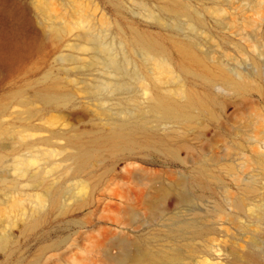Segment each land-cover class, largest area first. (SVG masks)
Returning <instances> with one entry per match:
<instances>
[{
	"label": "bare ground",
	"instance_id": "bare-ground-1",
	"mask_svg": "<svg viewBox=\"0 0 264 264\" xmlns=\"http://www.w3.org/2000/svg\"><path fill=\"white\" fill-rule=\"evenodd\" d=\"M11 1L0 0V73L32 54L34 56L35 52L38 59L34 64L39 66L48 57L49 44L52 47L67 45L71 48L66 53L62 49L60 59L66 63L65 66L59 64L71 73H62L60 66L58 70L52 66L54 68H47L40 76H29L23 84H17L0 94V181L7 188L15 189L20 184L31 187L29 191L19 187L21 195L16 197L12 195L14 189L10 193V189L0 187L7 194L0 195V219L4 216L9 224L28 230L47 220L50 213L64 214L70 206H75L98 213L102 220L94 223L95 227L87 229L92 242L87 253L71 252L64 259L55 252L44 257L37 255L27 264H189V254L197 250L190 238H197L204 232L202 226L198 225L200 218L196 213L204 214L205 211L201 213L199 200L191 195L188 177L182 174L183 171V176L175 181L176 176L164 177L138 166L136 162L133 166L126 160L132 156V152L147 148L165 149L167 153L180 158L182 156L178 150L181 147L198 150V157H193L196 167L194 181L200 187H207L210 170L206 158L219 163L222 157L215 150L212 154L209 149L206 150L208 145H215L216 135L223 134L219 120L223 118L222 108L227 109V100L221 93H227L230 97L231 94H240L244 98L248 86L254 85L264 96V87H260L258 82L252 84L251 76H245L238 67H229L222 59H215L221 54L212 52L214 54L211 55L210 50L203 47L198 38L205 32L204 6L199 7L193 0H114L117 15L102 9L101 21L95 20L97 15L94 16L92 11V14L84 11L81 2L77 3V11L80 12L78 20L68 21L54 11L51 0H34L35 8L42 14L45 35L27 27V10L21 7L15 6L13 15L16 20L12 17L14 20L8 22L4 12ZM12 3L14 5L15 1ZM129 17H132L131 20ZM136 18L154 22L161 27L159 30L166 31L165 36L160 31L142 27ZM199 43L202 46L199 47ZM225 54L231 56L230 52ZM66 64L70 68L67 69ZM78 69H82V72ZM70 82L75 85L67 88ZM80 92L85 94L80 97L85 107L91 108V99L99 100L93 102L95 108L91 114L95 125L80 126L73 122L80 113L72 110L75 106L69 104L76 100ZM243 98L247 100V97ZM13 102L23 108L17 111L18 118L15 117L19 121L52 109L61 111L60 115L70 123L64 122L69 125L66 132H61L64 141L57 144L52 139L53 135L41 138L47 146H40L34 139L26 141L23 135L25 124L21 122L17 127L14 120L6 117ZM107 102L110 105L99 104ZM237 102H234L235 105H238ZM246 117L247 129L242 131L246 139L264 141V124L261 126L259 123L261 111L252 109ZM206 118L217 121L218 125L213 131L206 128ZM187 134L195 140L196 147L187 141L189 136L184 138ZM6 139L11 141L4 142ZM225 146L227 154H234V150L240 154L239 167L254 168L255 171L259 169L264 174V156L260 158L248 153L234 143ZM255 151L257 154L258 150ZM105 158H112L113 163L96 175L94 167ZM122 160L125 161L120 164ZM236 165L230 162L224 166L233 172ZM172 171L175 172V169ZM233 173L242 177L239 171ZM258 179H247L248 182L246 180L243 186L240 185L241 190L237 195L227 191V200L236 209L235 213L232 211L234 218H237V211L249 200L251 202L257 193ZM27 198L33 202L31 207L24 203ZM183 200L194 203V208L200 210L191 213V217L189 214L190 218L185 220V217L183 222L179 220L182 215L178 217L180 212L175 215L178 221L176 224L173 222L174 225L171 223L175 227H167L168 230L161 236L162 239H170L169 243L157 240L158 243H153L148 238L153 237L155 242L154 237L158 235L151 233L136 237L134 243L137 249L128 251L124 242L129 240L110 232L111 226L105 223L113 220L124 224L139 214L154 217L160 210L171 211L174 205L180 201L183 203ZM262 200L256 204L259 221L264 218V193ZM141 205L144 210L140 209ZM179 209L176 207V210ZM12 214L15 218H12ZM94 230L100 234H95ZM171 233L188 241L180 245L181 239H176ZM13 235V229L8 230L7 227L0 231V249L11 246ZM113 247L117 248L116 252L112 251Z\"/></svg>",
	"mask_w": 264,
	"mask_h": 264
},
{
	"label": "rangeland",
	"instance_id": "rangeland-1",
	"mask_svg": "<svg viewBox=\"0 0 264 264\" xmlns=\"http://www.w3.org/2000/svg\"><path fill=\"white\" fill-rule=\"evenodd\" d=\"M12 1L9 2L10 5H8L9 7L7 6V9L4 12V14H6L4 15L5 19L8 20V22L14 20L15 16L13 15V13L15 8L17 6L21 7L24 11L27 10L25 11L28 16V22H26V25H28L27 27L33 31H38V33L41 35H45L46 30L44 25L42 24V14L40 15L38 10L35 8L33 2L34 0H14L16 5H13ZM193 1H195V3L197 2L196 4H199V7L204 6V16L206 19V25L204 27L205 32H203L204 34L199 35L198 38L199 41H201L203 47L206 50L208 49V51L210 50L209 52L211 53V55L215 53V55L221 54V56H223L224 54V60L221 56L219 57L214 55L215 57H217L215 59H222L221 61H224V63L226 64L228 63L227 65L233 69L238 67L239 70L243 71L244 74H246L245 76L249 75V77H252V82L254 81L252 84L258 82L260 84V87H264V0ZM78 2H81L83 4L84 11L87 10L88 13L92 11L94 13V16L97 15L95 16L96 18L94 17L97 21H101L102 9L107 10L112 15H117V6L114 4V0H51L52 8L54 9V11L57 12V14L62 15V17L64 19H67L68 21L78 20V18L80 17V12L77 11ZM11 8H13V10ZM12 17L14 19H12ZM131 18L132 17H129L130 20ZM124 19L127 20L126 18ZM136 21L139 22V24L144 28L148 27L149 30H153L154 32L160 31L162 34H166V31L164 29L159 30V28L161 27H159L154 22L142 18H136ZM148 28L146 29L148 30ZM165 34L163 36H165ZM203 37H205L206 40ZM201 43H199V47ZM50 45L51 44L48 45L49 54L47 59L44 62L40 63L39 66L37 64H34L35 60L38 59L37 53L35 52L34 56L32 54L28 56L30 58L26 57L22 59V61L20 60L17 65L9 68L8 71L0 73V94H3L9 91L11 88L16 87L17 84H23L29 76L38 77L47 68L55 66V68H52L58 70L59 68L57 67H59L60 65H64L66 62L64 60H61L62 58L60 59V53L62 52V49H64L63 52L66 53L69 50L71 51V48L67 45V47L64 45H57L56 47H52ZM204 48L202 49L204 50ZM225 50L230 52V55L232 57L228 56L229 54L225 56V53H228L227 51L225 52ZM74 51L77 52L76 49H74ZM33 64L37 65L38 67L36 68V66H33ZM67 65L68 64H66L67 69L70 68ZM237 69L235 70L237 71ZM59 70L62 73H64L65 71L70 72V70H66L63 67H61V69ZM76 71L77 69L75 68L74 72ZM78 71L82 72V69H78ZM95 73H98V75L101 74L100 71H95ZM73 85H75V83L73 84L72 82H70L67 88H71ZM248 87L249 89H247L246 91V97L247 100L248 98L251 99L248 100V102L247 100H242L243 96H241L240 94L238 96L237 94H231L230 97V95L227 93H221V95H223V98L227 100V109L224 110V108H222L221 113L224 112L222 114L223 118H220L219 120V124H221L222 126L224 125L223 128L221 126V129L223 130L221 131L223 134H220L222 136V139L221 136L216 135V141L214 140L215 145H208L206 150L209 149L208 151L210 152V154H212V151L215 150L217 153L222 155V157L219 163H215L210 157L206 158V162L208 161L207 165L210 170V174H208V186L205 187L206 189L200 187L194 181V177L196 175V169H194L196 168L194 167V159L197 158L200 154L198 150H187L185 147H181L182 149L180 148L178 152L181 154L183 158L182 159L175 155L172 156V154H170L169 152L167 153L165 149L163 150L156 148H147L138 150L137 152H132V156L127 158L126 161H130L132 163L131 165L134 166V162H136V164H139L141 167L144 166V168H147L148 170L151 169L150 172L152 173H156L159 175L163 174L162 176L164 177H168L169 175L171 177L174 176L173 178H175L176 176V178L174 179L175 181L179 180L182 174H185V176L188 177V189L191 192V195H193L195 199L197 198L199 200L200 206H202L200 208L201 213L202 211H205V215L200 214V212H197L200 209H195L194 207H196V205H194V203H189V201L185 202V200H183V203H181L180 201L176 205H174L171 211L162 210V213L160 210L158 212L159 214L156 212L157 215H154V217H148L147 215L146 218L144 216H140L141 214H139L131 221H128L124 224L122 221H106L105 223L111 226L110 232L122 235L129 240L124 242V245L126 246L128 251H134V249H137L135 244L136 242L134 243V239L136 237L149 234L151 235V233H156L158 235L157 237H154L155 242L153 241V237L148 238L153 243H156L157 241H159L160 243H169L170 239L166 240L167 238H164V240L161 238V236L166 233L168 228H170L169 226L175 227L172 226V224L174 225V223L178 221L177 216L175 215L180 212V215H178V217L182 215L181 217H179V220L183 222L188 219L189 214L191 217V213L194 214V212H197L196 216L198 215L197 218H200L198 219V225L202 226L201 229L203 228L204 232L197 238H190V241H192V244L195 245L197 250L189 254L190 256L187 258L189 264H264V218L260 219L259 221V217L257 215L258 206H256L257 203L263 202L262 194L264 193V176L262 175L264 174H261L259 172V169H256L255 171L254 168L245 169L239 167V163L241 161L240 154L236 153L235 150L234 154H227L225 146L227 145V143H234L248 153H252L255 156H259L260 158H263L262 156H264V141H262L263 143L256 139L248 141L246 139L247 137H245V135L242 133L243 130L247 129L245 128V124L247 123L246 121L248 118L246 116L252 109L261 111L262 118L260 119L259 123L261 124V126L264 124V96L260 94L257 87H254V85L252 87ZM83 94L80 92V95L78 94L79 96L76 98V100L69 104L71 106H75L74 108L72 107L73 109H69H75L80 113V115L77 117L78 119L73 120V122L80 126H89L91 124L95 125L92 122L91 114L93 112V108H95L94 103L99 102V100L91 99L90 102L93 104H90L91 108L85 107L80 101V97H84L85 95ZM246 97H244L243 99H246ZM230 98L231 102L228 103V101H230ZM235 98V101H238V105H235L234 103ZM99 104L110 105L109 102L105 104ZM21 109L23 108L20 104L16 102L11 103L8 111L9 113L6 115V117H9L8 120H14V125H17V127H20L19 124L21 122L25 124L23 135L26 141H31L34 139L37 140L39 142V145L41 146V144H46L41 138L48 135H53L52 139L55 140L56 143H61L64 141L61 132H66L69 127L68 124L70 123L69 121H66V118L63 119V115H60L61 111H59L58 109H52L44 113H36L30 118L19 121L15 117L19 116V113L17 111ZM28 120L29 125L27 123ZM64 122H68V124H64ZM204 123H206V128L211 129V131H213V129H215L218 125L217 121H214V119L206 118ZM53 131L54 133H52ZM239 131H241V133ZM184 138L188 139L187 141H189L196 147L197 144L193 138L191 139L190 135L187 134L184 136ZM8 141L10 142L11 139L4 140V142ZM218 150L220 152H218ZM255 150H258L257 154H255ZM58 156L61 157V155ZM124 161L122 160L120 164H123ZM230 162L237 163L236 169L233 170V172L239 171L240 175L242 174L241 178L235 176L230 169L227 170L226 166H224L225 164H228ZM112 163V158H105L104 160H102V162L94 167L96 175L101 174L109 166H111ZM136 164L135 166H137ZM209 164L213 166H210ZM8 166H6V168L9 169ZM170 168L172 170L175 169L176 174H174L175 172H173ZM183 171L184 173L181 174V172ZM186 171L188 174L186 173ZM177 173H180L179 176L177 175ZM253 175L255 177H253ZM251 178H259V189L257 193L253 195V199H251V202L249 200L247 202H250L249 204H244V206L239 211H237V218H234L233 213L236 212V209L233 208V204L228 202L227 191H231L234 195L239 194L241 186L246 183L247 179L250 180ZM0 187H4L7 190L10 189V193L14 191L12 193L14 197L21 195L19 193V187H21L24 191L31 190V187L24 184L18 185L17 188L15 187V189L10 186H8L9 188H7V186H4L1 181ZM12 189L14 190L12 191ZM1 190L2 189H0V195H4L6 191L4 189L3 190L5 192ZM6 195L7 194H5L4 196ZM24 203L28 205L27 207H31V205L33 204V202L29 198L25 199ZM177 205L181 209H179ZM176 207L179 210H176ZM70 208L68 209L69 211L67 210V212L64 214L57 212L54 214L50 213L47 220L40 223L33 229L28 230L22 229V227L20 226L9 224L4 220V216H2L0 219V231L3 232L4 228L7 227L8 230L13 229L14 235L11 246L6 249H0V264H5L7 262V264H27V261L33 259L37 255H41L44 257L54 252L59 253L61 259L67 258V256L71 252H78V254H85L84 252L87 253V248L91 247L90 244L92 245L87 229L95 227L93 224L102 220L98 217V213L93 211V213L89 212L88 208L81 209L77 207L75 208V206H70ZM140 209L144 210V206L141 205ZM173 210L175 213L173 212ZM175 210L177 211V213ZM11 216L12 218H15L14 214H12ZM170 216L173 217L171 218ZM174 216L176 220L174 219ZM201 217L203 220L204 217L206 218L203 221L201 220ZM170 218L173 219L172 222ZM88 220L90 222H93L89 224L90 222ZM85 223L86 225H84ZM93 232H95V234H100L98 230H94ZM173 232H175L176 234V231ZM171 234L168 235L174 236L178 240L179 238L181 239L180 241L182 243H179L180 245H183L186 241H188L185 238H181L180 235H175L174 233ZM58 242L61 243L59 244ZM112 251L116 252L117 248L113 247ZM92 253L94 254L95 252Z\"/></svg>",
	"mask_w": 264,
	"mask_h": 264
}]
</instances>
